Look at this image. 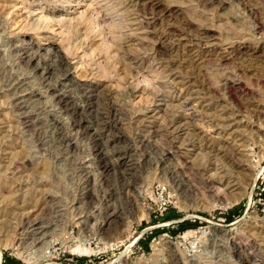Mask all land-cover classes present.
Segmentation results:
<instances>
[{
    "label": "rangeland",
    "instance_id": "1",
    "mask_svg": "<svg viewBox=\"0 0 264 264\" xmlns=\"http://www.w3.org/2000/svg\"><path fill=\"white\" fill-rule=\"evenodd\" d=\"M157 1L0 0V264H264V0ZM60 52L100 85L81 121L111 165L129 150L133 187L57 102L87 104ZM15 208L46 228L21 249Z\"/></svg>",
    "mask_w": 264,
    "mask_h": 264
},
{
    "label": "bare ground",
    "instance_id": "2",
    "mask_svg": "<svg viewBox=\"0 0 264 264\" xmlns=\"http://www.w3.org/2000/svg\"><path fill=\"white\" fill-rule=\"evenodd\" d=\"M2 1V0H1ZM138 1H140V0H138ZM141 1H143V3L148 7L150 4H154V5H157V3H158V1L157 0H141ZM137 2V1H136ZM139 3V2H138ZM10 4V3H9ZM8 6H10V5H8ZM136 6V5H135ZM11 9V8H10ZM13 9V8H12ZM84 12V11H83ZM11 13V11H9V14ZM13 13V12H12ZM84 14V13H83ZM82 15V14H81ZM4 16H6V15H4ZM84 17V16H83ZM80 18H82V17H80ZM82 20H83V18H82ZM85 20V19H84ZM82 23H83V21H82ZM14 26H16V25H14ZM25 27V26H24ZM13 28V27H12ZM202 29V28H201ZM145 30V29H144ZM147 30H149V29H147ZM205 30V29H204ZM12 31H14V30H12ZM152 31H154V30H152ZM151 32V31H150ZM193 32V31H192ZM204 32V35L205 34H207L208 32L207 31H203ZM14 33V32H13ZM201 33V32H200ZM157 34H158V32H157ZM145 35V34H144ZM159 35V34H158ZM197 35H199V34H197ZM200 35H203V34H200ZM200 35H199V37H200ZM194 36H195V33H194ZM145 37V36H144ZM198 37V38H199ZM192 38V37H191ZM190 39V38H189ZM205 38H203V40H204ZM178 40V39H177ZM201 40V39H200ZM192 41V40H191ZM174 42H177V41H174ZM205 42V41H204ZM207 42V41H206ZM201 43V42H200ZM208 43V42H207ZM177 44H179V43H177ZM172 45H173V43H172ZM11 46V45H10ZM66 46V45H65ZM106 46V45H105ZM240 47H242L241 46V44H240ZM171 48V47H170ZM67 49V48H66ZM66 49H64V50H66ZM69 49V48H68ZM188 49V48H187ZM238 49H240V48H238ZM247 49V48H246ZM172 50V49H171ZM170 50V51H171ZM183 50H184V48H183ZM234 51L236 50V48L235 49H233ZM242 50V49H241ZM174 51V50H173ZM233 51V52H234ZM240 51V50H239ZM66 52V51H65ZM173 53V52H172ZM60 54H61V52H60ZM164 54H165V52H164ZM163 54V55H164ZM112 55V54H111ZM198 55V54H197ZM187 57V56H186ZM173 61V60H172ZM53 62V61H52ZM70 61H68V59H67V57H66V55H64V53L63 54H61L60 55V62H59V64L61 65V70H63V71H61V72H63V74H64V76L66 77L65 79L66 80H68L69 82H71L72 84H74V85H77L80 89H81V91H82V93H83V97L85 98V102H87V104L83 107V108H78L77 106H74L73 105V103H72V101L70 100V98H71V96L70 97H67L65 94H63V93H56L55 95H56V100H57V102L59 103V104H61L62 105V107H64L68 112L69 111H71L75 116L74 117H72V118H74V121H73V123L72 124H74L76 127H81L82 128V130H83V133L82 134H84L85 136H87V137H91V138H94V139H96L98 142H99V145L101 144V146H99V148L98 149H96L97 151V154H98V158L100 157V164H101V167H102V169H103V173L105 174L106 173V171H108L109 169H113V168H118V167H120L119 169H121V174L119 175V177L117 178L116 176L114 177L113 176V178L111 179L112 181V183H114V182H117V180H118V182L120 181L124 186H127V188H128V186L130 185V186H132L134 183V176H133V169L135 168V163L133 162H131V160H128L129 158L128 157H130V154L128 153L129 152V150H128V152L127 151H125V152H119V154H118V156L116 157V158H118V160H119V164L118 165H111L110 164V161H108L107 160V158H106V153L107 152H104V150L102 149V147H103V145H104V142H103V139H102V136H101V134H98L97 132H96V130L95 129H93V128H91L90 126H87V124L85 125L82 121H81V116H80V114H81V111H82V109H83V111H85V110H90L91 112L94 110V107L96 106V109H95V112H96V110L98 111V108H99V105H101V104H99V99H98V97H99V84L98 83H96V82H94V81H89V80H85V79H82L80 76V74L81 73H79V71L80 70H78V66L76 65L75 67H73L72 65H70V63H69ZM49 65V64H48ZM36 67V66H35ZM47 70V69H46ZM45 71V70H44ZM50 71V70H49ZM104 72V71H103ZM103 72H102V74H103ZM58 75V74H57ZM105 75V74H104ZM3 76V75H2ZM1 81V80H0ZM50 82V81H49ZM236 85L237 86H240V83H236ZM7 88V87H6ZM52 90H53V92H55L56 90H57V92H58V89H56L55 87L54 88H52ZM15 92V91H14ZM17 92V91H16ZM101 92V91H100ZM102 93V92H101ZM54 94V93H53ZM70 94V93H69ZM82 97V98H83ZM106 100V99H105ZM114 101V100H113ZM20 103V102H19ZM15 104H17V102L15 103ZM23 104V103H22ZM83 104V103H82ZM110 104V103H109ZM21 105V104H20ZM76 105V104H75ZM105 105V104H104ZM23 106V105H22ZM27 106V105H26ZM117 107V106H116ZM23 108V107H22ZM25 109L27 108V107H24ZM15 109V108H14ZM102 109V108H101ZM111 109V108H110ZM119 109H121V108H119ZM105 110V109H104ZM103 110V111H104ZM22 111V110H21ZM26 111V110H25ZM106 111V110H105ZM122 111V110H121ZM20 112V111H19ZM109 112V111H108ZM117 112H119V111H117ZM116 112V113H117ZM22 114V113H21ZM70 113H68V115H69ZM83 114V113H82ZM97 114V113H96ZM103 114V116H104V113H102ZM17 115H19V114H17ZM89 115H91V114H89ZM100 115V114H99ZM105 115H106V113H105ZM71 116V115H70ZM120 116V115H119ZM80 117V118H79ZM86 117V116H85ZM90 117V116H89ZM118 117V116H117ZM23 119L22 120H24V124L26 125V126H32L33 125V123L34 122H32L31 120H30V118H29V115H27V114H24L23 113V117H22ZM112 118V117H111ZM114 118V117H113ZM119 118V117H118ZM84 119H86V118H84ZM96 119V118H95ZM106 119V118H105ZM92 120H93V117H92ZM98 121V120H97ZM104 121V120H103ZM120 121V120H119ZM118 122V121H117ZM121 122V121H120ZM108 123V122H107ZM115 123V122H114ZM90 125V124H89ZM103 125V124H102ZM34 126V125H33ZM42 126V125H41ZM100 126V125H99ZM105 126V125H104ZM117 126V125H116ZM229 126V125H228ZM40 127V126H39ZM94 127V126H93ZM34 128H37L36 126H34ZM95 128V127H94ZM104 128V127H103ZM106 128V127H105ZM42 129V128H41ZM100 129V128H99ZM103 130V129H102ZM109 130H110V128H109ZM112 130V129H111ZM193 130V129H192ZM188 131V130H187ZM3 132V131H2ZM36 132H39V131H36ZM103 133V132H102ZM108 133H109V131H108ZM114 133H116V132H114ZM118 133V132H117ZM155 133H157V132H155ZM190 133V132H189ZM107 134V133H106ZM112 134V133H111ZM145 134H147V133H145ZM154 134V133H153ZM34 135V134H33ZM38 135V134H37ZM190 135V134H189ZM61 136V135H60ZM111 136V135H110ZM114 136V135H113ZM196 136V135H195ZM107 137H109V136H107ZM112 137V136H111ZM115 137H117V136H115ZM113 138V140L114 141H119V139L118 138H120V137H118V138ZM148 137V136H147ZM150 137V136H149ZM41 138V137H40ZM122 138V137H121ZM37 139L39 140V138L37 137ZM106 139V138H105ZM37 140V141H38ZM88 140V139H87ZM107 140V139H106ZM128 140V139H127ZM140 140V142L142 143V145L143 146H147L148 147V145H149V140L148 139H146V138H140L139 139ZM122 142H124V141H122ZM116 143V142H115ZM114 143V144H115ZM14 144V143H13ZM97 144V143H96ZM153 145V144H152ZM96 146V145H95ZM151 146V145H150ZM41 147V146H40ZM119 147V146H118ZM127 147H128V145H127ZM114 148H116V147H114ZM121 149H122V147H120ZM132 148V147H131ZM220 148V147H219ZM223 148V147H222ZM113 149V148H112ZM118 149V148H117ZM126 149V148H125ZM227 149V148H226ZM225 149V150H226ZM228 149H229V147H228ZM106 150V149H105ZM123 150V149H122ZM224 150V151H225ZM230 150H231V148H230ZM131 151V150H130ZM226 151H228V150H226ZM225 151V152H226ZM25 152V151H24ZM23 151H21L20 153H18L20 156H22L23 157V154H25ZM166 152V151H165ZM234 152V151H233ZM132 153V152H131ZM164 153V152H163ZM223 153V152H222ZM231 153V152H230ZM219 154V153H218ZM229 154V153H228ZM233 153H231V155H232ZM17 155V154H16ZM217 155V154H216ZM235 155V154H234ZM237 155V154H236ZM12 156V155H11ZM15 156V155H14ZM186 156V155H185ZM114 157H115V155H114ZM164 157V156H163ZM167 157V156H166ZM219 157H221V158H223L222 160V162H228V158L226 157V156H219ZM238 157V156H237ZM236 157V158H237ZM130 158H133V157H130ZM171 157H169V159H170ZM181 158V160H179V162L180 161H186L185 159H183V157H180ZM189 158V157H188ZM220 158V159H221ZM25 159V158H24ZM27 159V158H26ZM164 159V158H163ZM239 159V158H238ZM24 161V160H23ZM117 161V160H116ZM115 161V162H116ZM132 161H134V160H132ZM160 161V160H159ZM13 162V161H12ZM16 162V161H15ZM233 162V161H232ZM18 163V162H17ZM112 163V162H111ZM118 163V162H117ZM163 163V162H162ZM166 164H167V162H165ZM229 164V163H228ZM228 164H225L226 166V171H229L228 169H229V166H228V169H227V165ZM1 165V164H0ZM16 165H19V163L18 164H16ZM25 165V164H24ZM77 165V164H76ZM161 165V164H160ZM187 165V164H186ZM8 166V165H7ZM19 166H21V164L19 165ZM137 166H138V164H137ZM167 166V165H166ZM171 166V165H170ZM175 166V165H174ZM233 166V165H232ZM81 167V166H80ZM85 167V166H84ZM161 167V166H160ZM176 167V166H175ZM34 168V167H33ZM75 168V167H74ZM164 168V167H163ZM220 168V167H219ZM18 169V168H17ZM169 169V168H168ZM116 170V169H115ZM179 170V169H178ZM199 170V169H198ZM219 170V169H218ZM14 171V170H13ZM84 171V170H83ZM119 171V170H118ZM170 171V170H169ZM185 171V170H184ZM173 172V171H172ZM224 172V171H223ZM230 172V171H229ZM136 173V172H135ZM107 174V173H106ZM113 174V173H112ZM223 174H225V172L223 173ZM228 174V173H227ZM109 175H111V174H109ZM134 175H136V174H134ZM182 175V174H181ZM229 175V174H228ZM106 176V175H105ZM112 176V175H111ZM110 176V177H111ZM176 176V175H175ZM231 176H232V173H231ZM138 177V176H137ZM223 177V176H222ZM140 178V177H139ZM178 178H180V177H178ZM232 178V177H231ZM133 179V180H132ZM136 179V178H135ZM238 179V178H237ZM227 180V179H226ZM210 181V180H209ZM218 181L220 182V183H222V178H220V179H218ZM135 182H136V180H135ZM138 182V181H137ZM227 183H228V181H227ZM233 183V182H232ZM135 184H137V183H135ZM228 184H231V182L230 183H228ZM122 185V186H123ZM138 185H139V183H138ZM20 186V185H19ZM123 186V187H124ZM135 186V185H134ZM219 186H221V185H219ZM2 187V186H1ZM133 187V186H132ZM125 188V187H124ZM182 188V187H181ZM220 188H222V187H220ZM4 192V191H3ZM115 193V192H114ZM6 195V194H5ZM35 195V194H34ZM116 195V194H115ZM25 196V195H24ZM38 196V195H37ZM88 198V200H89V203L91 204V203H93V200L94 199H96V198H94V196H93V194H92V192H88L87 193V195H86ZM135 196V195H134ZM9 197V196H8ZM21 197V196H20ZM39 197V196H38ZM28 198V197H27ZM129 198V197H128ZM131 198V197H130ZM24 199V198H23ZM136 199V198H135ZM35 200H37V199H35ZM97 201H98V199H96ZM10 201V200H9ZM10 202H12V201H10ZM134 202V201H133ZM137 202V201H136ZM28 203V202H27ZM130 203H131V201H130ZM19 205V204H18ZM37 205V204H36ZM92 206H94V205H92ZM124 206H126V205H124ZM130 206H131V208H132V204H130ZM135 206V205H134ZM23 207V206H22ZM127 207V206H126ZM30 208V207H29ZM123 208V207H122ZM127 208H129V207H127ZM17 209L18 208H15V209H12L11 211H8L9 212V215H10V218H12V219H14V218H18L19 216L18 215H21V218H19L18 219V221H20L19 223H18V228L16 227V231H15V239L17 240V236H18V240L16 241V245L18 246L17 247V249H21V248H23L21 245H22V243L20 242L21 240H20V238H19V235H20V237H21V235H23L24 237H25V235H31V234H39V235H45V233H46V228H44L43 226H41L40 225V221H36L35 219H33V218H31V216H28V214H26V208H24L21 212H19L20 210H18V212H16L17 211ZM134 209V208H133ZM44 210V209H43ZM125 210V209H124ZM4 210H2V212H3ZM25 211V212H24ZM42 211V210H41ZM47 210H45V212H46ZM130 211V210H129ZM128 211V212H129ZM1 212V213H2ZM5 212V211H4ZM48 212V211H47ZM131 212H132V209H131ZM20 213V214H19ZM26 215H25V214ZM126 213V212H125ZM6 214L8 215V213H7V211H6ZM8 215V216H9ZM23 215H24V217H23ZM124 215H126V214H124ZM128 215V214H127ZM28 216V217H27ZM112 217L116 220V219H118V217H121V214L120 215H112ZM112 217H109V219L106 221V223H105V225H102L103 227H101V229L103 228V229H105L104 227L107 225V224H109V222H110V220H111V218ZM124 218V217H123ZM21 219V220H20ZM125 220V219H124ZM17 221V222H18ZM120 221V220H119ZM122 221V220H121ZM82 222V221H81ZM105 222V221H104ZM112 222H114L113 220H112ZM123 223V222H122ZM6 224H7V222H6ZM6 224H4V225H6ZM124 224V223H123ZM3 228V227H2ZM87 228V227H86ZM1 233V232H0ZM27 238V237H26ZM20 240V241H19ZM7 241H9V240H7ZM13 242H15V240H13ZM238 242V241H237ZM45 243V242H44ZM50 243H51V240H50V242L49 243H46L45 244V246H49L50 245ZM14 245H15V243H14ZM248 245V244H247ZM242 246V245H241ZM246 247V246H245ZM251 246H249V248H250ZM248 248V247H247ZM45 249V247H43L42 248V250H40V251H43V253H44V250ZM235 249H237V248H235ZM245 249V248H244ZM250 249H252V248H250ZM84 250H87V248L86 249H84ZM175 253V252H174ZM250 253V252H249ZM176 254V253H175ZM39 255H41V253L39 254ZM43 256H44V254H42ZM42 257V256H41ZM174 257V256H173ZM40 258V257H39ZM176 259V262H177V264H183V259L182 258H175ZM174 259V260H175ZM2 261V253L0 252V262ZM185 262V261H184ZM49 264H60V263H49ZM171 264V263H170ZM175 264V263H174ZM255 264V263H254Z\"/></svg>",
    "mask_w": 264,
    "mask_h": 264
},
{
    "label": "built area",
    "instance_id": "3",
    "mask_svg": "<svg viewBox=\"0 0 264 264\" xmlns=\"http://www.w3.org/2000/svg\"><path fill=\"white\" fill-rule=\"evenodd\" d=\"M263 175H264V169H263L262 175H259L258 179H259V178H262ZM159 207H160V211H165V210H167V208H168L167 200H165L163 197H162V199L160 200Z\"/></svg>",
    "mask_w": 264,
    "mask_h": 264
}]
</instances>
